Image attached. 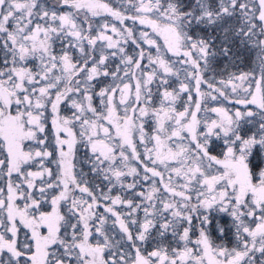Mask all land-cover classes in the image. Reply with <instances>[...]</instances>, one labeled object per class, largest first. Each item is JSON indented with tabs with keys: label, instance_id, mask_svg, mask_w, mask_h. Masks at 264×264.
Returning a JSON list of instances; mask_svg holds the SVG:
<instances>
[{
	"label": "snow or ice",
	"instance_id": "1",
	"mask_svg": "<svg viewBox=\"0 0 264 264\" xmlns=\"http://www.w3.org/2000/svg\"><path fill=\"white\" fill-rule=\"evenodd\" d=\"M0 264H264V0H0Z\"/></svg>",
	"mask_w": 264,
	"mask_h": 264
}]
</instances>
